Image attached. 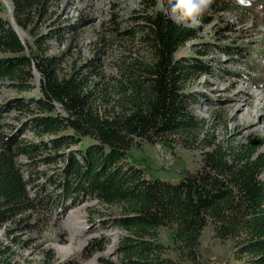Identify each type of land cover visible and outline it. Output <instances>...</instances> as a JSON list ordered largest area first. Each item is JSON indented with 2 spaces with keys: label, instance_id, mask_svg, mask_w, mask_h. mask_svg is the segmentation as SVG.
Wrapping results in <instances>:
<instances>
[{
  "label": "trees",
  "instance_id": "16d2710c",
  "mask_svg": "<svg viewBox=\"0 0 264 264\" xmlns=\"http://www.w3.org/2000/svg\"><path fill=\"white\" fill-rule=\"evenodd\" d=\"M77 1L11 0L22 36L1 14L0 0V89L11 91L0 102V230L7 239H0V264H16V248L27 244L19 235L36 230L41 215L64 213L87 199L95 202L87 206L91 217L97 215L93 224L110 222L124 230L115 250L118 264H171L161 255L160 227L168 229L176 256L195 262L208 223L216 238L231 241L238 264H264V136L216 140L189 110L194 99L185 82L211 72L198 56L177 55L196 37L193 26L172 19L157 8V0H140L128 15L132 26L120 34L138 36L146 51L122 59L113 84L99 88L95 57L76 63L67 59L72 39L58 52L46 43L59 45L76 31L77 23L62 16ZM223 10L254 13L250 4L212 0L201 17L208 22L209 15ZM211 44L228 54L244 50L240 61L247 71L235 73L253 86L264 84V75L257 78L264 72V42L254 48ZM27 131L37 141L21 137ZM175 141L200 150L197 169L178 181L147 177L127 153L142 142L166 147ZM105 238H91L84 257L101 250ZM42 253L38 264H75L72 258H55L50 249Z\"/></svg>",
  "mask_w": 264,
  "mask_h": 264
},
{
  "label": "rangeland",
  "instance_id": "374dc122",
  "mask_svg": "<svg viewBox=\"0 0 264 264\" xmlns=\"http://www.w3.org/2000/svg\"><path fill=\"white\" fill-rule=\"evenodd\" d=\"M139 1L78 0L72 3L62 17L69 19V22H76V31L66 33L59 45L55 41H47L50 51H63L67 41L72 39V54L67 59L74 58L79 63V58L86 60L95 57L97 69L100 71V76L95 77L99 82L97 87H110L114 77L119 74L122 59L128 60L129 55H143L146 51L138 36L120 34L123 28L132 26L133 22L128 19V15L137 7ZM237 1L244 4L248 1L253 8V15L223 10L216 16L209 15L211 20L208 22H204L201 15L198 24L190 25L193 26L196 37L187 40L177 51V55H196L202 59V63L210 65V73L192 75L185 82V91L194 99L188 103V108L205 121L206 130L211 131L216 140L228 139L231 142L242 141L251 133L264 136V84L253 86L243 76L235 73L247 71L240 61L243 60L245 51L228 54L211 44L212 41L230 46L250 44L254 48L264 42V0ZM2 2L1 14L12 22L11 0ZM161 3L163 11L178 21V0H157V8L160 9ZM226 23L229 28L223 29ZM18 29L25 36L19 27ZM263 75L264 72L257 78L262 77L263 80ZM251 76H256V73ZM10 93V90L1 86L0 102ZM21 137L33 141L38 139L30 131L24 132ZM127 153L129 159L143 167L147 177L169 181H178L183 173L197 169L200 162L199 149L184 148L176 141L172 142V146L166 147L158 142H142L140 147L131 146ZM20 161H25V158L21 157ZM40 168L44 166L41 165ZM94 203V200L87 199L64 213L41 215L36 230L19 235V240H26L27 244L23 248H16V264H38L44 257L42 250L45 249L52 250L55 258H72L75 264H99V256L118 264L115 250L124 230L110 225V222L105 223V227L93 224L91 220L96 221L97 215L91 217L87 206ZM97 207L115 214L120 212L118 207L109 208L101 204ZM100 234L106 236L105 242L100 244L101 250H95L84 257L87 242ZM157 237L164 245L162 257L171 259V264L239 263L233 257L231 241L216 238L210 223L202 230L200 256L195 262L176 256L170 245L167 228L160 227ZM0 239L7 240L2 230Z\"/></svg>",
  "mask_w": 264,
  "mask_h": 264
},
{
  "label": "clouds",
  "instance_id": "9594fccd",
  "mask_svg": "<svg viewBox=\"0 0 264 264\" xmlns=\"http://www.w3.org/2000/svg\"><path fill=\"white\" fill-rule=\"evenodd\" d=\"M212 0H178L176 5L179 10L178 22L195 25L199 23V17L209 11ZM163 10V4H160Z\"/></svg>",
  "mask_w": 264,
  "mask_h": 264
},
{
  "label": "water",
  "instance_id": "95a60500",
  "mask_svg": "<svg viewBox=\"0 0 264 264\" xmlns=\"http://www.w3.org/2000/svg\"><path fill=\"white\" fill-rule=\"evenodd\" d=\"M13 26H14V29L17 31V29H16V27H15V24H13Z\"/></svg>",
  "mask_w": 264,
  "mask_h": 264
},
{
  "label": "bare ground",
  "instance_id": "6f19581e",
  "mask_svg": "<svg viewBox=\"0 0 264 264\" xmlns=\"http://www.w3.org/2000/svg\"><path fill=\"white\" fill-rule=\"evenodd\" d=\"M16 29L19 30L18 27H16ZM19 33L21 34V32H19Z\"/></svg>",
  "mask_w": 264,
  "mask_h": 264
}]
</instances>
